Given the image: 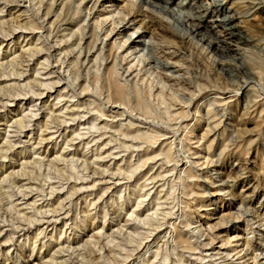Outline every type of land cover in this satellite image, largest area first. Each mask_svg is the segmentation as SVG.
<instances>
[{"label": "rangeland", "instance_id": "374dc122", "mask_svg": "<svg viewBox=\"0 0 264 264\" xmlns=\"http://www.w3.org/2000/svg\"><path fill=\"white\" fill-rule=\"evenodd\" d=\"M130 1L0 0V264H264V0Z\"/></svg>", "mask_w": 264, "mask_h": 264}, {"label": "bare ground", "instance_id": "6f19581e", "mask_svg": "<svg viewBox=\"0 0 264 264\" xmlns=\"http://www.w3.org/2000/svg\"><path fill=\"white\" fill-rule=\"evenodd\" d=\"M186 1V0H185ZM188 1V0H187ZM160 2H162V3H164V4H167V3H171V2H174V0H137V1H135V2H128V4H130L128 7H127V10H128V8H129V10H128V12L127 13H129V14H132V16L133 15H136L135 17H133V19L131 20V21H133V20H135L137 17H139V16H141V18H142V16L143 17H145L144 16V13L142 12V10H141V8L142 7H145L147 10H148V12H149V10H151V9H154V8H157L158 6H157V4H160ZM177 4H179L178 2H177ZM196 4V3H195ZM126 5V4H125ZM168 5V4H167ZM197 6V5H196ZM217 7L219 8L218 9V12H217V16H215L216 18H212V19H210V20H205L203 17H201V18H198V24L195 26L196 28H191V29H185V27H184V21L181 19V17H177V18H174V16L171 18V16H170V20L172 19V20H174V21H172V23L174 22V25L176 26V29H177V27H179V28H184L185 29V35H188V34H190L191 35V33H195L194 31H198V30H202L203 29V31H207L208 33H212V34H215V36H216V38H214L215 40V42H214V44L212 45V48H213V50H218L219 49V47H221V46H218V45H215V44H217V43H223V41H221L220 39L222 38V40H227V41H230V42H232V43H235V44H237L238 45V43H236V42H238V41H241V40H243L244 39V37L242 36V34H241V32H239L237 29H236V25H232V22H233V20L235 19V16H233V15H229L228 13H227V9H225L224 7H221L220 5H217ZM216 7V8H217ZM158 8H160V6L158 7ZM144 9V8H143ZM145 9V10H146ZM164 9H166V7H164ZM157 10V9H156ZM159 10V9H158ZM207 10V9H206ZM163 11V10H162ZM148 12H147V14H148ZM152 12V11H151ZM162 13V12H161ZM212 13V12H211ZM138 15V16H137ZM201 16V15H200ZM186 17H188V16H186ZM152 18V17H151ZM168 18V17H167ZM222 18V19H221ZM106 19V18H105ZM189 19V18H188ZM130 21V20H129ZM139 26L137 27V28H140V27H143V28H145L146 30H149V25H148V23H149V21L147 22V21H145L144 19H140L139 21ZM166 22H168V21H166ZM188 23V22H187ZM209 23V24H208ZM221 25H223L225 28H224V31L223 32H221V34H222V36H220L219 35V31H217L218 30V28H220V26ZM188 26V25H187ZM168 27V26H167ZM117 28V27H116ZM171 28V27H170ZM115 29V28H114ZM174 31V30H173ZM178 31V30H177ZM155 32V31H154ZM201 32V31H200ZM219 32V33H218ZM113 33V31L111 32V34ZM150 33V32H149ZM151 33H153V31L151 32ZM158 35L159 36H163V38H164V35H168L167 34V32H166V30L162 27L159 31H158ZM171 33V32H170ZM206 33V32H205ZM117 34V33H116ZM161 34V35H160ZM197 34V33H196ZM110 35V34H109ZM109 35H107V36H109ZM195 35V34H194ZM180 36V35H179ZM183 37H184V35H182ZM178 37V36H177ZM166 38V37H165ZM182 38V37H181ZM166 39H168V37L166 38ZM169 41H170V39H169ZM227 43V42H226ZM247 43V42H246ZM229 45V44H228ZM78 48V47H77ZM229 48V47H228ZM231 48V47H230ZM34 50V49H33ZM222 50V49H221ZM228 51V50H227ZM60 56V55H59ZM65 58V57H64ZM243 72H244V74H246V75H248V76H252V75H250V73L249 72H247L245 69H241ZM86 73V72H85ZM121 87V86H120ZM119 86H114V85H110L109 86V92H110V96H111V98L114 100V101H117V102H122L123 101V98H124V93H123V91H122V89L120 88ZM109 92H107V93H109Z\"/></svg>", "mask_w": 264, "mask_h": 264}]
</instances>
